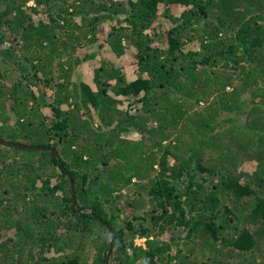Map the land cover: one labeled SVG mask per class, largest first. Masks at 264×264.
<instances>
[{
  "label": "trees",
  "instance_id": "1",
  "mask_svg": "<svg viewBox=\"0 0 264 264\" xmlns=\"http://www.w3.org/2000/svg\"><path fill=\"white\" fill-rule=\"evenodd\" d=\"M0 139V264H264V0H0Z\"/></svg>",
  "mask_w": 264,
  "mask_h": 264
},
{
  "label": "water",
  "instance_id": "2",
  "mask_svg": "<svg viewBox=\"0 0 264 264\" xmlns=\"http://www.w3.org/2000/svg\"><path fill=\"white\" fill-rule=\"evenodd\" d=\"M0 143H2L4 145L10 144L7 141L2 140V139H0ZM12 145L14 147H18V148H21L23 150H32V149L39 148V147H36V146H27V145L16 144V143H12ZM40 148H44V147H40ZM71 184H72V200H73V204H74L75 207H78V204H77V201H76V194H75V191H74V184H73V182ZM111 236H112V233H111ZM112 243H113V239H111L108 251L106 253V263L105 264H108V258H109L110 252H111Z\"/></svg>",
  "mask_w": 264,
  "mask_h": 264
},
{
  "label": "rangeland",
  "instance_id": "3",
  "mask_svg": "<svg viewBox=\"0 0 264 264\" xmlns=\"http://www.w3.org/2000/svg\"><path fill=\"white\" fill-rule=\"evenodd\" d=\"M31 4H32V3H31ZM89 63L92 64V62H89ZM74 74H75V73H74ZM85 74L88 75V71H87V69H86V71H85ZM88 76H89V75H88ZM72 79H73L72 81H75V77H74V75L72 76ZM227 90H230V88H228ZM47 96H49V94H48ZM202 106L205 107V105H202ZM75 116L77 117V119L80 118V117L78 118V116H77L76 114H75ZM69 130H70V132H71V129H69ZM128 137H129V138H137V137H138V134H135V133H134V134H129ZM145 137H146V139L150 138V136L147 135V134H146ZM34 139H35V138H34ZM38 140H39L38 138L35 139V141H38ZM13 156H15V157H14V158H12V157L9 158V159L7 160L8 162H7V161H6V162L9 163V161H10L9 164H11L13 160H16V161H18V162L21 161V156H20V155H13ZM137 211H138V210H137ZM144 242H145L144 239H139V240L137 241V244L143 246V245H144Z\"/></svg>",
  "mask_w": 264,
  "mask_h": 264
},
{
  "label": "clouds",
  "instance_id": "4",
  "mask_svg": "<svg viewBox=\"0 0 264 264\" xmlns=\"http://www.w3.org/2000/svg\"><path fill=\"white\" fill-rule=\"evenodd\" d=\"M138 240H139V239H138ZM138 240H137V241H138Z\"/></svg>",
  "mask_w": 264,
  "mask_h": 264
}]
</instances>
